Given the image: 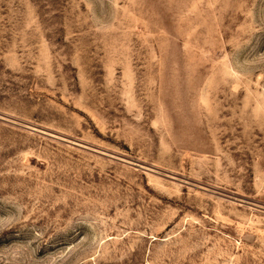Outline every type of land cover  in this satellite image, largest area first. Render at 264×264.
<instances>
[{"label":"rangeland","instance_id":"obj_1","mask_svg":"<svg viewBox=\"0 0 264 264\" xmlns=\"http://www.w3.org/2000/svg\"><path fill=\"white\" fill-rule=\"evenodd\" d=\"M0 264H264V0H0Z\"/></svg>","mask_w":264,"mask_h":264}]
</instances>
